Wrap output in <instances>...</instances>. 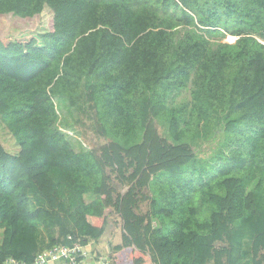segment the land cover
<instances>
[{"label": "trees", "instance_id": "trees-1", "mask_svg": "<svg viewBox=\"0 0 264 264\" xmlns=\"http://www.w3.org/2000/svg\"><path fill=\"white\" fill-rule=\"evenodd\" d=\"M45 7L50 30L0 38L18 146L0 142V264L96 239L111 215L110 264H264V0H0V16ZM57 98L103 142L74 151Z\"/></svg>", "mask_w": 264, "mask_h": 264}, {"label": "rangeland", "instance_id": "rangeland-1", "mask_svg": "<svg viewBox=\"0 0 264 264\" xmlns=\"http://www.w3.org/2000/svg\"><path fill=\"white\" fill-rule=\"evenodd\" d=\"M52 11L45 7L39 14L32 17H18L10 13L0 16V38L8 35L15 36L23 32H45L52 27ZM233 36H227L225 41L230 42ZM57 105L58 118L55 123V128L61 131L67 138L68 142L74 151H84L91 147L97 146L103 142V139L98 137L91 126V120L81 111L71 107L63 98L55 99ZM163 134L162 128H159ZM219 134L217 133L214 139L199 142L194 146L195 151L204 156L210 153L211 149L217 144ZM0 142L4 145L7 151L16 152L18 146L5 128L0 119ZM116 233V232H115Z\"/></svg>", "mask_w": 264, "mask_h": 264}, {"label": "crops", "instance_id": "crops-1", "mask_svg": "<svg viewBox=\"0 0 264 264\" xmlns=\"http://www.w3.org/2000/svg\"><path fill=\"white\" fill-rule=\"evenodd\" d=\"M121 234L122 222L114 215L109 216L108 227L105 232L100 237L89 239L82 244L84 254L79 264H103L104 262L110 264L112 261L116 260L118 258L117 252L112 251L110 246H117L120 244ZM45 264H66V262L59 259L46 262ZM149 264L153 263L150 262Z\"/></svg>", "mask_w": 264, "mask_h": 264}, {"label": "built area", "instance_id": "built-area-1", "mask_svg": "<svg viewBox=\"0 0 264 264\" xmlns=\"http://www.w3.org/2000/svg\"><path fill=\"white\" fill-rule=\"evenodd\" d=\"M234 40L235 37L230 42ZM261 42L264 43V41ZM83 254V247L80 243L73 245H54L38 253L30 262L7 257L2 264H45L46 262L59 259L64 260L66 264H79Z\"/></svg>", "mask_w": 264, "mask_h": 264}, {"label": "water", "instance_id": "water-1", "mask_svg": "<svg viewBox=\"0 0 264 264\" xmlns=\"http://www.w3.org/2000/svg\"><path fill=\"white\" fill-rule=\"evenodd\" d=\"M109 259V258H108Z\"/></svg>", "mask_w": 264, "mask_h": 264}]
</instances>
